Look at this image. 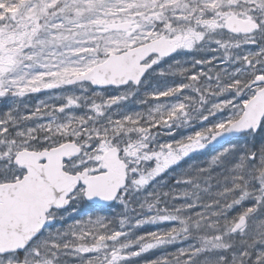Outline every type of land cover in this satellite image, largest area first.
<instances>
[{
  "label": "snow or ice",
  "instance_id": "snow-or-ice-1",
  "mask_svg": "<svg viewBox=\"0 0 264 264\" xmlns=\"http://www.w3.org/2000/svg\"><path fill=\"white\" fill-rule=\"evenodd\" d=\"M0 264H264V0H0Z\"/></svg>",
  "mask_w": 264,
  "mask_h": 264
}]
</instances>
